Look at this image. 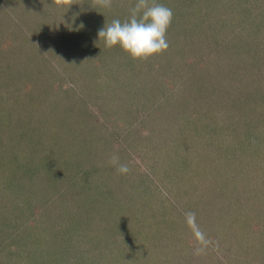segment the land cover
I'll return each instance as SVG.
<instances>
[{"label": "rangeland", "instance_id": "rangeland-1", "mask_svg": "<svg viewBox=\"0 0 264 264\" xmlns=\"http://www.w3.org/2000/svg\"><path fill=\"white\" fill-rule=\"evenodd\" d=\"M155 2L133 60L137 0H0V264H264V0Z\"/></svg>", "mask_w": 264, "mask_h": 264}, {"label": "clouds", "instance_id": "clouds-1", "mask_svg": "<svg viewBox=\"0 0 264 264\" xmlns=\"http://www.w3.org/2000/svg\"><path fill=\"white\" fill-rule=\"evenodd\" d=\"M72 0H54V5L59 10L69 11ZM94 5L104 8L111 7L112 0H93ZM173 19L172 10L158 4L155 0H137L131 9L129 20L121 22L114 19L111 24L104 25L98 31V40H103L105 47L114 48L119 46L133 60H147L153 56L163 54L169 45L166 33ZM117 160L113 158V163ZM121 172L127 171L126 166H121ZM62 171V170H60ZM188 228L192 231L198 243H206L205 234L200 229L196 214H185Z\"/></svg>", "mask_w": 264, "mask_h": 264}]
</instances>
